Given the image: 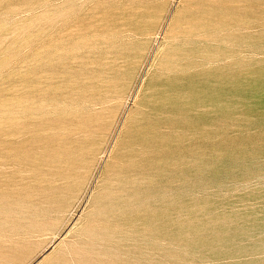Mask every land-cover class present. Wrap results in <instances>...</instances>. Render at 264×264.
<instances>
[{
  "label": "rangeland",
  "instance_id": "rangeland-1",
  "mask_svg": "<svg viewBox=\"0 0 264 264\" xmlns=\"http://www.w3.org/2000/svg\"><path fill=\"white\" fill-rule=\"evenodd\" d=\"M0 264H264V0H0Z\"/></svg>",
  "mask_w": 264,
  "mask_h": 264
},
{
  "label": "bare ground",
  "instance_id": "bare-ground-1",
  "mask_svg": "<svg viewBox=\"0 0 264 264\" xmlns=\"http://www.w3.org/2000/svg\"><path fill=\"white\" fill-rule=\"evenodd\" d=\"M2 158H4V157H2ZM6 158V157H5Z\"/></svg>",
  "mask_w": 264,
  "mask_h": 264
}]
</instances>
